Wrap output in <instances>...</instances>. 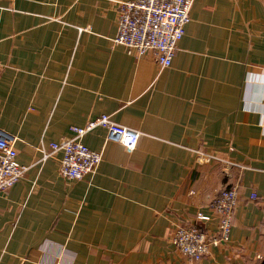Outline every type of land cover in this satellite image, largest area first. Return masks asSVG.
I'll return each instance as SVG.
<instances>
[{"label":"crops","instance_id":"obj_1","mask_svg":"<svg viewBox=\"0 0 264 264\" xmlns=\"http://www.w3.org/2000/svg\"><path fill=\"white\" fill-rule=\"evenodd\" d=\"M125 1L0 0V130L29 167L0 193V264H264V0H192L164 69L115 44ZM103 114L141 133L135 150L99 128L94 174L41 161ZM232 187L230 240L181 255L176 227Z\"/></svg>","mask_w":264,"mask_h":264},{"label":"built area","instance_id":"obj_2","mask_svg":"<svg viewBox=\"0 0 264 264\" xmlns=\"http://www.w3.org/2000/svg\"><path fill=\"white\" fill-rule=\"evenodd\" d=\"M192 3V0L120 2L119 33L115 44L139 57L153 53L161 69L170 67L191 20ZM99 128L107 130L109 141L117 142L129 151L135 150L141 139L139 131L103 114L83 127H73L71 136L60 143L51 144L50 151L41 147V161L46 162L53 154L61 152L60 172L63 178L82 180L94 174L102 162V154L86 146L84 138ZM17 142L15 136L0 130V193L14 187L29 170L28 166L18 162ZM238 197L237 187L224 189L210 204L212 214L200 212L193 223L177 226L172 237L177 251L191 260L199 261L209 254L212 246L228 242ZM212 216L219 218L216 234L206 226Z\"/></svg>","mask_w":264,"mask_h":264}]
</instances>
